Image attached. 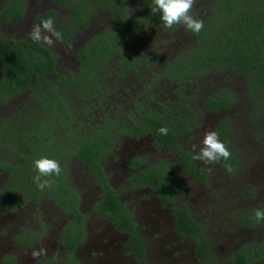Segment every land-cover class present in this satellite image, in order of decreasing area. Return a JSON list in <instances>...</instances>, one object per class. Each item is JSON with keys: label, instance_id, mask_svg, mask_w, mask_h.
<instances>
[{"label": "trees", "instance_id": "trees-1", "mask_svg": "<svg viewBox=\"0 0 264 264\" xmlns=\"http://www.w3.org/2000/svg\"><path fill=\"white\" fill-rule=\"evenodd\" d=\"M51 1L65 10L67 18L58 20L54 11H47L36 15L35 22L40 24L52 18L57 31L61 33L59 41L64 44L75 31L88 23L97 8L107 9L114 24L80 47L75 57L78 71L67 76L57 73L56 56L42 42H34L30 34L22 39L0 35V103L8 104L22 97V105L32 107L26 113L19 108L0 117V152H10V157H0V169L5 171L7 177L4 190L0 192V207L12 211L26 200L37 203L40 197L45 196L51 198L66 214L72 215L75 222L81 223L82 216L77 209L79 196L70 187L63 172L66 161L74 156L93 177L94 183L101 187L102 194L95 205L96 213L108 220L117 231L126 233L128 247L134 257L147 264L144 260V243L138 235L133 215L116 199V191L107 182L101 159L111 154L113 132L133 139L149 135L158 148H166L177 155L179 165L187 174L206 184L207 176L195 166L190 154L182 150L177 141V130L188 131L196 114L185 102L173 109L159 102L158 110L154 111L145 107L150 101L146 99L144 103L133 100L135 107L119 117L114 110L120 100L112 105L105 102L104 96L109 89L103 85L98 74L107 69L111 60L116 61V75L127 71L144 72L152 65H158L160 60L156 51L150 48L144 50V44L149 39L150 30L167 28L160 19L161 14L152 13L151 8L155 6L153 0H142L133 17L127 14L129 0ZM202 1L205 7L199 8ZM25 2L4 1L0 5V21H20ZM201 10L204 12L200 14ZM191 15L203 21L204 27L200 32L194 33L182 24L172 29L182 27L184 33L194 39V47L173 59L170 66L156 77H165L182 86L199 74L231 70L246 78L249 94L253 98V115L257 119L264 111V0H196ZM53 75L56 77L55 83L48 80ZM151 89L149 84L145 86L147 92ZM180 89L176 88L178 95ZM65 90L74 98L76 104L73 106L62 96ZM102 104L107 105L109 110L96 113V118H93L91 112ZM203 104L206 110L216 111L225 108L229 101L227 97L214 95L205 98ZM77 119L82 120L79 122ZM161 127L169 129L167 135L160 134ZM57 128L64 129V137H58ZM215 131L228 146L226 121H221ZM41 157L59 161L62 168L59 176L47 178L55 183L43 191L38 190L33 181L38 174L34 161ZM221 160L227 170L232 169L234 163L231 158ZM141 165L139 159L128 163L134 169ZM170 174L165 165L155 163L154 166L138 169L128 180L134 187L152 189L161 204L170 207L176 231L194 240L195 258L204 263L211 259L208 240L204 236L205 228L193 220L186 206L180 207L174 203L180 187ZM239 219L247 226L257 223L255 212ZM259 224L264 226V221ZM82 235V226L75 233L69 227L64 230L62 240L67 246L69 260ZM28 237L21 239V242L25 244ZM246 256L245 249H239L231 259L234 264H247ZM254 256L264 259V245L256 249ZM38 264H42L41 260Z\"/></svg>", "mask_w": 264, "mask_h": 264}, {"label": "rangeland", "instance_id": "rangeland-1", "mask_svg": "<svg viewBox=\"0 0 264 264\" xmlns=\"http://www.w3.org/2000/svg\"><path fill=\"white\" fill-rule=\"evenodd\" d=\"M4 1L7 0H0V5ZM141 4L142 0H129L127 14L136 16ZM200 4L199 8L205 7V2L202 1ZM204 10H201L200 14ZM47 11H54L58 20L67 18L65 10L55 6L51 0H26L24 15L20 21L9 24L0 21V35L13 39L24 38L30 34L33 25L38 24L35 22V16ZM113 24L108 10L100 7L93 11L88 23L75 31L66 44L58 40L53 47H49L42 42L56 56L57 73L66 76L76 74L78 64L75 57L80 47L95 34ZM149 33L144 50L150 48L156 51L160 63L152 65L144 72L127 71L116 75L114 68L116 61L111 60L107 64V69L98 74L103 85L109 89L104 96L105 102L112 105L113 102L118 103L120 100L114 110L115 115L119 117H123L128 110L131 111L135 107L133 100L144 103L149 99L145 107L154 111H157L159 102L173 108H179L181 103L185 102L196 116L188 131L177 130V141L182 150L190 154L195 166L207 176V182L202 184L186 174L180 168L177 155L166 148H158L152 136L147 135L134 140L124 134L112 133L111 154L103 158L102 168L108 183L116 191L119 202L133 215L139 235L147 248L145 262L234 264L231 259L232 253L245 249L247 264H264V259L254 256L256 249L264 245V226L259 223L247 226L239 219L257 209L264 210V111L257 119L254 118L253 98L249 94L247 80L231 70H212L199 74L194 79L185 81L182 86L165 77L157 78L156 75L169 67L173 59L179 58L186 49L193 48L195 41L184 33L182 27L150 30ZM55 79L54 75L48 78L52 83H55ZM147 84L152 87L149 92L145 90ZM176 88H181L180 96ZM68 93L65 90L62 96L73 106L76 104L75 100ZM214 95L227 97L229 104L220 110H206L203 100ZM22 104V97L8 104L0 103V117L14 113V109L21 108L25 111L22 113H26L32 108ZM108 110V106L102 104L97 105L95 111L91 113L93 118H96V113ZM87 115L89 117L90 113ZM77 120L80 122L82 119ZM223 120L226 121L229 131L228 148L234 163L231 170L226 169L222 160L207 163L193 159L194 152H199L203 147L205 132L216 130ZM87 122L90 124V121ZM56 132L58 137H64L63 128H57ZM9 153L3 150L0 157H10ZM136 159L142 162L139 169L159 163L171 171L170 175L180 187L174 203L178 206L185 205L193 220L205 226L204 236L208 240L210 260L204 263L197 261L193 253V241L175 232L169 209L156 202L152 189L130 188L128 178L138 169H128V162ZM63 172L69 185L78 192L81 208L83 207L84 211L86 207L94 210L93 206L101 195L85 167L71 156L66 161ZM6 178L5 171L0 169V192L4 190ZM21 208L23 209L17 211ZM51 215H61V212L55 207L52 199L45 196L40 197L37 203L26 200L22 206L12 211L0 207V264H3L2 262L28 264L34 259L32 253L39 249L41 257L36 260H42L45 264H75L76 261L80 264H139L127 254L126 236L114 232L108 221L105 222L90 214H86L88 217L82 249H79V254L71 262L68 261L69 254H66L59 237L60 232L58 237L48 232L53 229L52 225L40 237L39 246L33 244L34 247L29 252H24L23 247L17 246L21 245L19 241L21 236L28 234L34 237L41 234L37 229L39 223L49 221L57 225L54 220L58 219L50 218ZM96 225H99L100 229L95 230ZM101 229L104 230L100 232ZM33 242L36 243L35 240ZM90 243H96L97 247L90 248ZM51 246H58L59 250L53 252L50 250ZM95 249L99 252L96 253ZM26 253L28 255H25Z\"/></svg>", "mask_w": 264, "mask_h": 264}, {"label": "clouds", "instance_id": "clouds-1", "mask_svg": "<svg viewBox=\"0 0 264 264\" xmlns=\"http://www.w3.org/2000/svg\"><path fill=\"white\" fill-rule=\"evenodd\" d=\"M153 2L155 6L151 8V11L153 14H161L160 19L165 28L172 29L175 25L182 24L194 33H198L203 29V21L191 15L196 0H153ZM30 37L34 42H43L49 47H53L62 38L52 18H47L40 24H34ZM159 132L162 135H167L169 129L161 127ZM202 145L203 147L200 148L199 152H194V160L216 163L221 159L228 160L232 156L228 146L219 139V134L215 130L205 132ZM34 166L38 174L33 177V181L40 191H43L46 187H52L55 183L53 180L47 179L48 177L59 176L62 172L60 162L48 157L35 160ZM255 219L257 223L264 221V210L257 209ZM40 255L39 251L32 253L34 259Z\"/></svg>", "mask_w": 264, "mask_h": 264}, {"label": "flooded vegetation", "instance_id": "flooded-vegetation-1", "mask_svg": "<svg viewBox=\"0 0 264 264\" xmlns=\"http://www.w3.org/2000/svg\"><path fill=\"white\" fill-rule=\"evenodd\" d=\"M12 23V22H11ZM9 24V23H8ZM167 105V107H170V108H172L173 109V107L172 106H169L168 104H166ZM157 110H158V107H157ZM141 137H144V136H141ZM141 137H139V138H141ZM138 138V139H139ZM133 139V138H132ZM138 139H136V140H138ZM135 140V139H134ZM111 149H112V147H111ZM74 157V156H73ZM107 157V156H106ZM102 160L103 159H101V162H102ZM131 161H133V160H131ZM131 161H129V162H131ZM128 162V163H129ZM82 165V164H81ZM83 166V165H82ZM128 169H131V167H127ZM180 168H181V166H180ZM86 169V168H85ZM132 169H134V168H132ZM137 169H139V168H137ZM182 169V168H181ZM104 170V169H103ZM183 170V169H182ZM184 171V170H183ZM86 172H87V169H86ZM185 172V171H184ZM133 173V172H132ZM186 173V172H185ZM88 174V173H87ZM187 174V173H186ZM89 175V174H88ZM189 175V174H188ZM89 176H91V175H89ZM91 178H92V183L93 184H95L94 183V181H93V177L91 176ZM129 179V178H128ZM107 182H108V180H107ZM109 184V183H108ZM129 184V183H128ZM97 187H98V189H99V193H100V195H101V193H102V190H101V187L98 185V184H95ZM110 185V184H109ZM129 186H130V188L132 189V190H134V188H136V189H143V188H137V187H134L132 184H129ZM70 187L72 188V189H74L75 190V188L73 187V186H71L70 185ZM110 187H111V185H110ZM112 189H114L113 187H111ZM144 188H146V189H150V188H147V187H144ZM75 192L78 194V192L75 190ZM152 194L154 195V193L152 192ZM154 198H155V200H156V202L157 203H159V205H161L162 207H164V208H166V209H169L168 211H169V213H170V216H171V219H172V224H173V227H174V230H175V232L179 235V236H182V237H186L187 239H191L192 241H193V253H194V251H195V244H194V240L192 239V238H190V237H188V236H186V235H182V234H180V233H178L177 231H176V229H175V220H174V218H173V215H172V212H171V209H170V207L169 206H164V205H162L161 204V202L156 198V196L154 195ZM117 200H118V198H116ZM100 200V198L96 201V203H95V205L97 204V202ZM53 201V200H52ZM118 202H119V200H118ZM120 204H122L121 202H119ZM53 204L55 205V207L59 210V212H61V215H51L50 216V218L52 217V219H54V218H57L58 220H54L55 222H57L58 224L56 225V223H49V221L48 222H45V223H43L42 224V222L41 223H39L38 225H37V229H39V231H40V233L41 234H39V236H35L34 235V237L32 236H30V235H28V234H25L24 236H21V239L22 240H24L27 236H29L28 237V241L25 243V244H22L23 242H21L22 240H20V242H21V245H17L19 248L20 247H23V250H24V252H26V251H28L29 252V250H31L33 247H34V245L33 244H36V246H39V241H40V237L42 236V235H44L45 234V232H46V230H48L49 229V227H51V225H52V227H53V229L50 231H48L49 233H52V235H56L57 237H58V232H60V239H61V242L63 243V245H64V247H65V252H66V254L68 255V251H67V246H66V244L63 242V240H62V235H63V232H64V230L67 228V227H69L70 229H71V231L73 232V233H75L81 226H82V231H83V235H82V239H81V241L80 242H78V244H76V246H75V248H74V250H73V252H72V254H71V258H70V260H68V261H73V258L74 257H76V255H78L79 254V249L81 248L82 249V245H83V239H84V237H85V234H86V224H87V215L86 214H90L91 216H95L96 218H98V219H100V220H104L105 222H107L108 220H106V219H104V218H102V217H100L97 213H96V210H95V205L93 206L94 207V210H90V208H87L86 207V211H84L83 210V207L81 208V202H80V199L78 200V205H77V209H78V212L81 214V216H82V219H81V223H78V222H75L74 221V219H73V216L72 215H69V214H66L61 208H59V206H57L55 203H54V201H53ZM185 206V205H184ZM180 207H182V205L180 206ZM24 208H26V207H24ZM23 208H21V209H18L17 211H19V210H22ZM89 211V213H87ZM133 221H134V218H133ZM109 222V221H108ZM135 222V221H134ZM110 223V222H109ZM202 225V224H201ZM102 226V225H101ZM110 226H111V228H112V230L114 231V232H116V233H119V234H122V235H124V236H126V244H125V246H126V251H127V254H130L132 257H133V259H135L136 261H137V259L134 257V255L132 254V252H131V250L129 249V247H128V236L126 235V233H123V232H120V231H117L114 227H113V225H111V223H110ZM204 226V225H203ZM46 227H47V229H46ZM205 227V226H204ZM98 229H100V226L99 225H96L95 226V230H98ZM137 229H138V227H137ZM104 229H101V230H99L100 232H102ZM138 231H139V229H138ZM204 232H205V230H204ZM37 235V234H36ZM101 235V234H100ZM138 235H139V232H138ZM139 237H140V235H139ZM141 238V237H140ZM56 239V238H55ZM142 239V238H141ZM35 240V242L36 243H34L33 241ZM143 241V240H142ZM44 246V245H43ZM90 248H96L97 247V244L96 243H90ZM143 246H144V252L146 251L145 249H147V248H145V245L143 244ZM85 249H86V253H87V246L85 247ZM21 250V249H20ZM50 250H52L53 252H55V251H57V250H59V247L58 246H51V248H50ZM95 251H96V253H98L99 252V250H96L95 249ZM39 252L41 253V249H39ZM105 253H106V251H104ZM105 253H103V254H105ZM145 254V253H144ZM25 255H28V253H26ZM232 255H233V253H232ZM80 256V255H79ZM195 256V255H194ZM39 257H41V255L39 256ZM144 260H145V257H144ZM38 261H39V259L38 260H36V258L35 259H33L32 261H30L28 264H38ZM198 261V260H197ZM7 262V261H6ZM41 262H42V264H45L42 260H41ZM66 262V261H65ZM139 264H142L141 262H139V261H137ZM199 262V261H198ZM3 264H14V263H12V262H8V263H5V262H2ZM147 263V262H146ZM67 264V263H66ZM69 264H71V263H69ZM75 264H80L79 262H77L76 261V263Z\"/></svg>", "mask_w": 264, "mask_h": 264}]
</instances>
